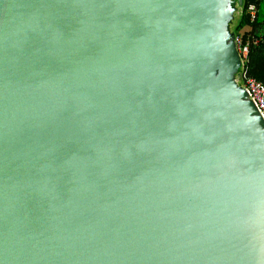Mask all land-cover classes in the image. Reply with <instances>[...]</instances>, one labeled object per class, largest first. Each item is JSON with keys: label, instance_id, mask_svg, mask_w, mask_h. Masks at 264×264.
I'll use <instances>...</instances> for the list:
<instances>
[{"label": "water", "instance_id": "1", "mask_svg": "<svg viewBox=\"0 0 264 264\" xmlns=\"http://www.w3.org/2000/svg\"><path fill=\"white\" fill-rule=\"evenodd\" d=\"M242 5L0 0V264H264Z\"/></svg>", "mask_w": 264, "mask_h": 264}, {"label": "trees", "instance_id": "2", "mask_svg": "<svg viewBox=\"0 0 264 264\" xmlns=\"http://www.w3.org/2000/svg\"><path fill=\"white\" fill-rule=\"evenodd\" d=\"M251 4L255 7L254 17L248 13ZM242 28L248 29L241 31ZM232 30L243 43H248L245 60L248 73L264 83V0H243Z\"/></svg>", "mask_w": 264, "mask_h": 264}, {"label": "built area", "instance_id": "3", "mask_svg": "<svg viewBox=\"0 0 264 264\" xmlns=\"http://www.w3.org/2000/svg\"><path fill=\"white\" fill-rule=\"evenodd\" d=\"M248 13L251 15V17H254V5L251 4L248 6ZM256 42L257 39L254 40V43ZM236 43L243 61L239 82L245 87L264 118V83L250 75L247 71V68L245 67V60L248 53V43H243L238 36H236Z\"/></svg>", "mask_w": 264, "mask_h": 264}, {"label": "rangeland", "instance_id": "4", "mask_svg": "<svg viewBox=\"0 0 264 264\" xmlns=\"http://www.w3.org/2000/svg\"><path fill=\"white\" fill-rule=\"evenodd\" d=\"M232 27H233V26H232ZM246 29H248V28H244V29L242 28V30H241V31H244V30H246Z\"/></svg>", "mask_w": 264, "mask_h": 264}]
</instances>
